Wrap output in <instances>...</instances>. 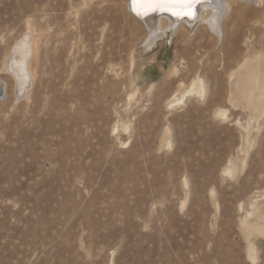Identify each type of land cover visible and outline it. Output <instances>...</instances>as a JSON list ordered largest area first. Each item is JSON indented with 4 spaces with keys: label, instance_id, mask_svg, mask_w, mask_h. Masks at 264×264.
Returning a JSON list of instances; mask_svg holds the SVG:
<instances>
[{
    "label": "rangeland",
    "instance_id": "obj_1",
    "mask_svg": "<svg viewBox=\"0 0 264 264\" xmlns=\"http://www.w3.org/2000/svg\"><path fill=\"white\" fill-rule=\"evenodd\" d=\"M127 5L0 0V264H264V93L253 109L231 87L243 47L168 28L145 48ZM263 20L248 10L244 34ZM27 35L21 94L7 65Z\"/></svg>",
    "mask_w": 264,
    "mask_h": 264
},
{
    "label": "bare ground",
    "instance_id": "obj_2",
    "mask_svg": "<svg viewBox=\"0 0 264 264\" xmlns=\"http://www.w3.org/2000/svg\"><path fill=\"white\" fill-rule=\"evenodd\" d=\"M127 2L134 18L146 23L147 34L143 40L145 48L150 47L155 39L163 35L168 28L173 33L176 30H182L188 39H192L201 29L213 36L215 44L219 45L223 51L243 47L244 58L233 73L235 79L231 82V87L234 91H247L246 99L251 108L254 109L259 105L262 95H255V91L259 90L260 94L264 93V30L262 32L252 25L248 33L244 34L240 19L248 10L256 11L264 7V0H203L202 3L197 4L194 18L174 16L170 12L160 10L147 11L146 14L138 15L132 0H127ZM257 23L259 25V22ZM228 42L232 45H227ZM35 53V39L32 35H27L25 41L18 46L8 61L7 66L14 72L22 70V76L18 77L17 89L21 94H24L29 84L28 76L31 74ZM197 92L199 94L205 92L202 82ZM171 102L172 100H169L167 105L170 106ZM221 114L224 115V112ZM254 198L251 203L254 213L264 218V192L254 195Z\"/></svg>",
    "mask_w": 264,
    "mask_h": 264
},
{
    "label": "snow or ice",
    "instance_id": "obj_3",
    "mask_svg": "<svg viewBox=\"0 0 264 264\" xmlns=\"http://www.w3.org/2000/svg\"><path fill=\"white\" fill-rule=\"evenodd\" d=\"M203 0H132L134 9L138 15L146 14L147 11H166L174 16L195 17V6Z\"/></svg>",
    "mask_w": 264,
    "mask_h": 264
},
{
    "label": "water",
    "instance_id": "obj_4",
    "mask_svg": "<svg viewBox=\"0 0 264 264\" xmlns=\"http://www.w3.org/2000/svg\"><path fill=\"white\" fill-rule=\"evenodd\" d=\"M197 6V5H196ZM196 6H195V8H196Z\"/></svg>",
    "mask_w": 264,
    "mask_h": 264
}]
</instances>
